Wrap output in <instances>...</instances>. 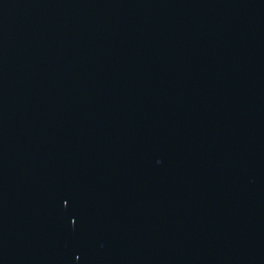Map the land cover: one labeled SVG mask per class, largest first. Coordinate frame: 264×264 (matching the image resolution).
Instances as JSON below:
<instances>
[{
    "label": "water",
    "instance_id": "1",
    "mask_svg": "<svg viewBox=\"0 0 264 264\" xmlns=\"http://www.w3.org/2000/svg\"><path fill=\"white\" fill-rule=\"evenodd\" d=\"M0 264H264V0H0Z\"/></svg>",
    "mask_w": 264,
    "mask_h": 264
}]
</instances>
